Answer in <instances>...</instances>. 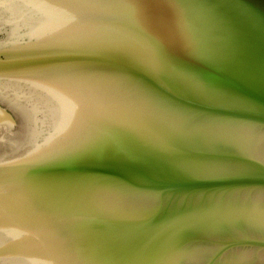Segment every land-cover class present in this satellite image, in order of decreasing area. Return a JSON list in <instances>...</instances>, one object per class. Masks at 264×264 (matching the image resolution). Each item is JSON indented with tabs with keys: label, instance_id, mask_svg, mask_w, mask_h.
Instances as JSON below:
<instances>
[{
	"label": "water",
	"instance_id": "water-1",
	"mask_svg": "<svg viewBox=\"0 0 264 264\" xmlns=\"http://www.w3.org/2000/svg\"><path fill=\"white\" fill-rule=\"evenodd\" d=\"M0 264H264V0H0Z\"/></svg>",
	"mask_w": 264,
	"mask_h": 264
},
{
	"label": "rangeland",
	"instance_id": "rangeland-1",
	"mask_svg": "<svg viewBox=\"0 0 264 264\" xmlns=\"http://www.w3.org/2000/svg\"><path fill=\"white\" fill-rule=\"evenodd\" d=\"M4 31L0 21V39ZM20 118L13 100L0 94V159L12 156L27 131Z\"/></svg>",
	"mask_w": 264,
	"mask_h": 264
},
{
	"label": "bare ground",
	"instance_id": "bare-ground-1",
	"mask_svg": "<svg viewBox=\"0 0 264 264\" xmlns=\"http://www.w3.org/2000/svg\"><path fill=\"white\" fill-rule=\"evenodd\" d=\"M3 100H4V99H3ZM3 100H2V101H3ZM14 112H15V111H14ZM20 119H21V118H20ZM22 121H23V120H22ZM20 122H21V121H20ZM22 126H23V125H22Z\"/></svg>",
	"mask_w": 264,
	"mask_h": 264
}]
</instances>
